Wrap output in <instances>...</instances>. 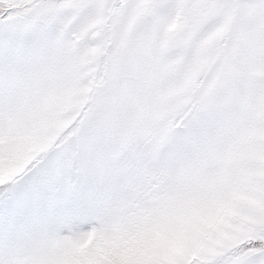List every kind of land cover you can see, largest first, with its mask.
<instances>
[{
    "label": "snow or ice",
    "instance_id": "1",
    "mask_svg": "<svg viewBox=\"0 0 264 264\" xmlns=\"http://www.w3.org/2000/svg\"><path fill=\"white\" fill-rule=\"evenodd\" d=\"M0 264H264V0H0Z\"/></svg>",
    "mask_w": 264,
    "mask_h": 264
}]
</instances>
